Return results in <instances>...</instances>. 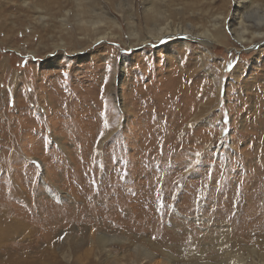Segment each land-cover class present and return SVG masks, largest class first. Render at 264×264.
Masks as SVG:
<instances>
[{
  "label": "rangeland",
  "instance_id": "rangeland-1",
  "mask_svg": "<svg viewBox=\"0 0 264 264\" xmlns=\"http://www.w3.org/2000/svg\"><path fill=\"white\" fill-rule=\"evenodd\" d=\"M246 1L264 4L0 0V264H264V41L235 43ZM92 8L122 29L94 40ZM153 8L221 30L129 45Z\"/></svg>",
  "mask_w": 264,
  "mask_h": 264
},
{
  "label": "bare ground",
  "instance_id": "bare-ground-1",
  "mask_svg": "<svg viewBox=\"0 0 264 264\" xmlns=\"http://www.w3.org/2000/svg\"><path fill=\"white\" fill-rule=\"evenodd\" d=\"M130 2H131V4L133 3L132 0H130ZM244 4H245V11L242 12V14H240L239 19L236 22L237 27H236V29L234 31L235 43L237 41V42H239V44H242L244 46L245 45H248V46L252 45V43H255V45H256L260 41H264V4L262 3L260 6L257 4V5H255L253 7H251L252 3L250 1H248V2L246 1V3H244ZM145 12H147V14L152 15L151 20L149 21L148 24H146V26L144 28L145 32H142L141 30L139 31L138 29H136L135 24H134L133 21L132 22H130V21L126 22L127 28L129 30L128 37H127L128 38L127 43L129 45L133 44L134 40L138 41V42H140L142 44H144V43L148 44L151 41H154V43H155V41H157L160 38H168V37H170L169 35H171V37L175 38L176 40L177 39L178 40H181V39L186 40L189 37L190 34L195 35V38H196L197 41H200V42H203V43H208L209 41H211V39H213L215 37V36H213V33H217L218 34L219 31L221 30L220 23H222V22H221L220 17H214L212 19V22L210 21V27L212 28V30L210 28H208V30L196 33V32H194L192 30V27H191V25L189 23H185L186 25H182V24L180 25L179 23L175 24L174 23L175 21L172 20V19H168V16H165V15L161 14L160 12L156 13L154 8L153 9H147ZM89 13H90L89 14L90 17H88L85 20L83 19L82 22L86 24V27L89 26L90 29L93 32H95L94 40H96V41L104 38L105 36H114V33H112V31H106V32L100 33L98 29H99V26L101 24H104V25L106 24L110 28H112V27L113 28L114 27L117 28V26H118V28L122 29V26L119 25L118 22L114 21L116 19L115 18L112 19L111 17H108V15H107V13L105 11L96 12L95 8H92V9H89ZM84 14H85V12H84ZM86 14H87V11H86ZM249 18H251L253 21H251ZM116 35L119 36V37L121 36L120 33H118ZM220 36L221 35H219V37ZM255 38H257V39L255 40ZM218 42L219 43H223V45H229L227 38H225L224 40H221V41L219 40ZM61 43H63L62 40H61ZM59 44H60V42H59ZM136 44H138V43H136ZM178 44H182L183 45V44H186V43L185 42H183V43L178 42ZM55 45H57V44H55ZM181 76H182V74H181ZM17 87H18V85H17ZM188 87H189V85H188ZM246 99L248 100V97ZM100 238H101V241H102V237H100ZM100 244H102V243H100Z\"/></svg>",
  "mask_w": 264,
  "mask_h": 264
}]
</instances>
